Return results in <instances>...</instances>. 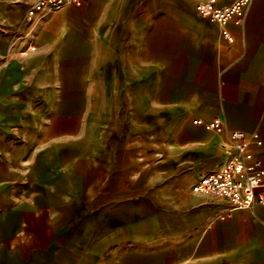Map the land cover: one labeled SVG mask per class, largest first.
I'll return each mask as SVG.
<instances>
[{"label":"crops","instance_id":"obj_1","mask_svg":"<svg viewBox=\"0 0 264 264\" xmlns=\"http://www.w3.org/2000/svg\"><path fill=\"white\" fill-rule=\"evenodd\" d=\"M0 0V264H264V207L191 191L258 133L264 0ZM195 120L200 124L196 125Z\"/></svg>","mask_w":264,"mask_h":264},{"label":"built area","instance_id":"obj_2","mask_svg":"<svg viewBox=\"0 0 264 264\" xmlns=\"http://www.w3.org/2000/svg\"><path fill=\"white\" fill-rule=\"evenodd\" d=\"M75 3L77 0H70ZM66 0H37L27 10V19L35 14L47 10H59ZM251 0H231L224 6L214 1L198 2L194 8L197 17L214 22L222 27L221 35L227 42L231 36L225 29L228 23L240 25L245 17ZM196 125L200 124L195 120ZM207 128L217 134H225L230 142L224 162L215 171L202 175L192 186L191 191L202 196H209L224 201L229 206V212L242 211L254 206L264 207V170L253 161L248 147L252 142L261 146L262 141L258 133L250 135L242 131H228L224 129L222 119L214 117Z\"/></svg>","mask_w":264,"mask_h":264}]
</instances>
